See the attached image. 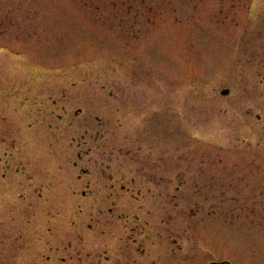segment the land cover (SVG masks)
Listing matches in <instances>:
<instances>
[{
    "label": "rangeland",
    "instance_id": "rangeland-1",
    "mask_svg": "<svg viewBox=\"0 0 264 264\" xmlns=\"http://www.w3.org/2000/svg\"><path fill=\"white\" fill-rule=\"evenodd\" d=\"M4 99H65L92 190L1 189L0 264H264V0H0ZM16 108L0 155L55 162Z\"/></svg>",
    "mask_w": 264,
    "mask_h": 264
},
{
    "label": "flooded vegetation",
    "instance_id": "flooded-vegetation-1",
    "mask_svg": "<svg viewBox=\"0 0 264 264\" xmlns=\"http://www.w3.org/2000/svg\"><path fill=\"white\" fill-rule=\"evenodd\" d=\"M29 100L32 99H4L1 100L0 106L12 107V103H14L17 105V111H19L18 109L23 110L22 113L24 118H21V122L17 124L18 129L23 130L22 126L25 125L27 120L29 119L31 122L29 123L28 129H32L34 131L31 139L37 140L40 136L46 135L48 137L47 139L49 148H53V145L55 146L56 150L60 148L56 152L55 157L57 160H55L54 162V159H49L48 152L47 156H42L39 160H22V158H17L16 160H14L13 154H9L5 149L3 151V155H0V190H4L2 191V193H5V190L9 191L12 188L14 194H17L20 197H24L26 196V190L29 189L32 184H34V181L36 179H39L40 185H37L35 187V190H33L32 192L34 195H37L36 197H38L39 199H44L49 193L53 192L52 190L54 186H56L57 188L55 191L59 190L58 193L63 192L66 188V190H68L69 192L71 188L69 184L71 177L73 179V184H82V186H85V189L82 190V194L86 196V189L92 190L91 185L84 181L85 176L78 175L79 177H75V173L74 175H71V173H73L75 169L72 167V165H70L69 160L64 162L68 151V130L70 125L66 102H64L65 99H62V103L60 105L58 104L59 102L57 99H48L50 100V102L47 101L44 106L43 104H41L42 106H40L38 109L36 108L34 112V106H29L26 103ZM50 109L53 113L51 117H54L56 121L58 120L57 124H54L53 121L48 120L47 116L50 114V112L48 113ZM37 111L40 116L42 115V117L35 120L34 115ZM79 114H81V112H79ZM0 116V119H6L1 114ZM53 134L59 136L57 138V145L53 141H51L52 138L49 137L53 136ZM26 148L27 145H25L22 152L26 150ZM28 155H30V152ZM78 156L81 155L78 154ZM53 171L56 175V178H54V176L52 175ZM111 187L112 186H110V188ZM72 193L77 194L78 192L73 191ZM112 195V192H110L108 193L106 198H111Z\"/></svg>",
    "mask_w": 264,
    "mask_h": 264
},
{
    "label": "water",
    "instance_id": "water-1",
    "mask_svg": "<svg viewBox=\"0 0 264 264\" xmlns=\"http://www.w3.org/2000/svg\"><path fill=\"white\" fill-rule=\"evenodd\" d=\"M222 93H223V94H228V93H229V90H228V89H224V90L222 91Z\"/></svg>",
    "mask_w": 264,
    "mask_h": 264
}]
</instances>
